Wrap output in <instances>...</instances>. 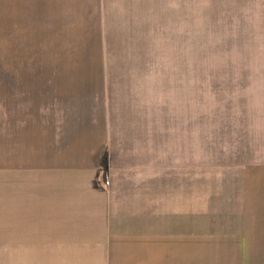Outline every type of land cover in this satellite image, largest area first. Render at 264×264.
<instances>
[{
	"label": "crops",
	"instance_id": "0c3cea01",
	"mask_svg": "<svg viewBox=\"0 0 264 264\" xmlns=\"http://www.w3.org/2000/svg\"><path fill=\"white\" fill-rule=\"evenodd\" d=\"M103 4L0 0V37L14 57L74 58L64 66L76 74L79 60L104 56ZM257 16L246 38L264 42ZM66 80L58 100H0L7 264H205L220 239L238 263L242 249V264H264L253 253H264V100L201 107L192 161L188 114L160 112L158 100H106L102 78Z\"/></svg>",
	"mask_w": 264,
	"mask_h": 264
},
{
	"label": "rangeland",
	"instance_id": "374dc122",
	"mask_svg": "<svg viewBox=\"0 0 264 264\" xmlns=\"http://www.w3.org/2000/svg\"><path fill=\"white\" fill-rule=\"evenodd\" d=\"M260 11L264 13V0H104L105 43L96 51L104 56L73 65L95 87L98 79L105 81L106 100H158L160 112L188 114L191 157L197 161L201 107L209 114L216 100H264V55L258 56L264 54V42L246 38L248 19ZM2 38L0 100H58V92L66 93V79L76 74L65 73L64 65L74 58L14 57ZM212 135V130L203 133L207 161L214 156L209 153ZM207 230L208 240L214 239V225ZM219 243L224 249L215 254L208 247L205 264H242V249L235 250L241 253L238 263L225 247L230 243ZM259 251H253L256 259L264 256ZM0 264H7L3 247Z\"/></svg>",
	"mask_w": 264,
	"mask_h": 264
}]
</instances>
